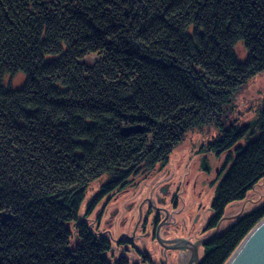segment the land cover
I'll return each mask as SVG.
<instances>
[{
	"label": "trees",
	"instance_id": "obj_1",
	"mask_svg": "<svg viewBox=\"0 0 264 264\" xmlns=\"http://www.w3.org/2000/svg\"><path fill=\"white\" fill-rule=\"evenodd\" d=\"M19 71L23 85L6 87ZM261 72L264 0H0V264H128L80 217L88 187L108 177L86 216L208 125L218 156L249 139L219 171L206 229L217 227L264 177V104L256 120L223 123ZM263 217L264 204L239 215L199 264H225Z\"/></svg>",
	"mask_w": 264,
	"mask_h": 264
},
{
	"label": "rangeland",
	"instance_id": "obj_2",
	"mask_svg": "<svg viewBox=\"0 0 264 264\" xmlns=\"http://www.w3.org/2000/svg\"><path fill=\"white\" fill-rule=\"evenodd\" d=\"M235 50L238 59L245 61L247 50L242 41L237 43ZM25 80V72L19 71L16 75H7L4 85L20 88ZM263 104L264 72H261L234 93L225 109L223 123L228 126L256 120ZM219 134L220 129L215 125L188 132L181 144L173 149L167 164H158L152 171L133 175L122 188L103 197L86 216L87 203L100 191L108 177L102 176L90 184L80 217L110 241L111 251L106 255L109 260L113 262L124 257L128 264H187L189 253L185 255L186 250L171 248L174 245L172 240L187 237L195 241L213 234L217 228L219 233L234 223L239 215L264 204L263 177L244 200L226 207L217 227L206 229L213 216L211 204L220 179L219 171L227 156L230 153L235 155V147L249 141L244 138L234 148L218 156L207 147ZM158 216L160 221L157 225ZM166 219L169 222H165ZM158 226L163 245L156 236ZM203 251L200 246V257H203Z\"/></svg>",
	"mask_w": 264,
	"mask_h": 264
},
{
	"label": "water",
	"instance_id": "obj_3",
	"mask_svg": "<svg viewBox=\"0 0 264 264\" xmlns=\"http://www.w3.org/2000/svg\"><path fill=\"white\" fill-rule=\"evenodd\" d=\"M135 129V127H126L123 129V132L129 134ZM159 231L160 227L158 226L156 229V236L158 241L163 245ZM217 232L218 228L213 234L198 238L195 241L187 238L172 240L177 241L179 244L177 243L171 248L181 251L189 248L191 250V256L187 264H199L202 259L199 252L200 246H203L206 241L214 237ZM165 241L168 240L165 239ZM225 264H264V217L245 236Z\"/></svg>",
	"mask_w": 264,
	"mask_h": 264
},
{
	"label": "flooded vegetation",
	"instance_id": "obj_4",
	"mask_svg": "<svg viewBox=\"0 0 264 264\" xmlns=\"http://www.w3.org/2000/svg\"><path fill=\"white\" fill-rule=\"evenodd\" d=\"M4 218H5L4 215H2V216L0 217V220L2 221V219H4ZM168 219H169V217H168ZM157 220H158V223H156V224L158 225V224H159V221H160V217H159V216L156 217V221H157ZM166 221H168V220L166 219L165 222H166ZM168 222H169V221H168ZM170 223H171V222H170ZM170 223H169V224H170ZM186 238H187V237H186ZM176 239H178V238H176ZM177 243H178L177 241H175V242L173 241V244H174V245L177 244ZM178 244H179V243H178ZM163 249H164V248H163ZM184 252H185V251H184ZM108 253H109V252H108ZM188 253H189V257H190V256H191V250H188V249H187L186 252H185V255L188 254Z\"/></svg>",
	"mask_w": 264,
	"mask_h": 264
}]
</instances>
